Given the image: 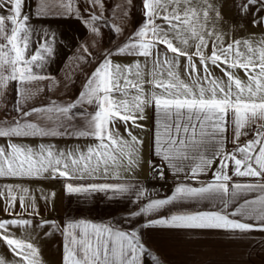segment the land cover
<instances>
[{
    "label": "snow or ice",
    "instance_id": "6c2138e0",
    "mask_svg": "<svg viewBox=\"0 0 264 264\" xmlns=\"http://www.w3.org/2000/svg\"><path fill=\"white\" fill-rule=\"evenodd\" d=\"M232 6L241 19L264 28V0H233ZM222 9V0H0V101H7L0 102V139L6 140L0 144V178L62 179L64 191L82 201L131 193L135 199L127 203L139 207L126 219L143 218L132 229L85 217L64 224L37 219L32 190L3 184L8 218L0 219V244L10 258L0 253V264H42L33 235L40 230L63 237L61 264H162L146 247L144 228L217 231L236 240L264 233V34L257 39L237 38L235 28L224 32ZM54 19H75L85 29L60 79L48 66L66 45L51 25L40 23ZM118 56L133 59L114 63ZM79 76L84 79L73 97ZM60 89L52 99L50 93ZM41 95L46 99L39 104L28 103ZM149 109L150 178L166 183L167 169L174 179L163 198H150L139 181L119 182L121 169L131 172L142 162L143 139L132 129L145 131ZM21 137L93 143L32 148L14 142ZM54 197L41 189L46 208ZM192 201H208L207 210L184 203ZM168 206L176 210L160 215ZM12 228L31 231L18 238ZM257 243L264 245V238Z\"/></svg>",
    "mask_w": 264,
    "mask_h": 264
},
{
    "label": "crops",
    "instance_id": "0c3cea01",
    "mask_svg": "<svg viewBox=\"0 0 264 264\" xmlns=\"http://www.w3.org/2000/svg\"><path fill=\"white\" fill-rule=\"evenodd\" d=\"M137 4L139 0H136ZM223 2V16L226 23L223 25L222 30L224 32H230L235 28L234 35L237 38L247 37L249 34H255L257 39L264 34V28L254 27L247 20L241 19L236 14V9L232 6L233 0H222ZM35 3L31 4V7L35 8ZM27 11V7H26ZM134 11V20L139 21L140 15L136 10ZM41 24L47 26L51 25L52 30L58 32L60 38L64 41L66 47L61 51L59 58L55 63L48 66V72L57 77L58 79L64 77L67 64L70 62L69 57L72 55V51L75 50L77 42L83 40L85 35V29L79 21L75 19H54L43 20ZM232 34V33H230ZM110 34L106 33L105 47H107V40ZM71 41V43H69ZM133 57L118 56L114 59V63L129 64ZM183 63L181 60L180 71L183 72ZM214 74L220 77L222 74L219 69L214 70ZM241 78L244 77V73L239 72ZM84 77L79 76L76 84L71 88V95L74 97L78 94L81 83ZM43 86V85H39ZM63 89L60 92L51 94L52 99H56L60 96ZM14 95V94H13ZM68 96L65 95L64 99ZM46 97L43 95L36 99L30 100L28 103L39 104ZM7 104V101H0ZM11 108V105L8 104ZM2 115V113H0ZM15 113H10V116H14ZM148 120L144 121L145 131L139 129H132L133 134L143 139L142 147V162L140 166L135 168L131 172L120 170L119 176L122 178L119 182H125L128 180L135 184L136 181L140 182V186L149 190L150 198H163L166 195H170L174 185V179L168 170L165 169V174L168 179L167 182L153 181L151 177V169L149 162L154 159L153 157V113L152 110H148ZM119 132L126 136L125 128L119 126ZM5 139H0V144H4ZM16 143H22L32 148H37L41 143L52 144L57 150H66L73 147H83L85 145L92 144L93 141L88 138L69 139L68 137H27V138H15ZM159 163V161H156ZM210 176V174H209ZM243 180L244 178H237ZM7 183H13L17 185H23L24 187L32 190V195L36 196L37 206L39 208V217L49 221H56L64 224L67 218L71 217H85L91 219L96 223H111L119 222V226L124 229L139 228L143 223V218H133L131 221L127 220L129 210L137 211L139 204L133 205L127 203V200H134L135 197L129 193L109 200L105 198L103 194H98L86 201L78 200L76 196H69L64 191V181L55 179H3L0 178V186ZM195 185V182H193ZM41 189L44 194L54 192L55 197L45 207V201L41 198ZM19 195V193H17ZM248 198H253L252 194H247ZM258 195V193H257ZM187 205H196V202H184ZM208 201H202L197 207L207 210L206 205ZM5 202L0 199V219L8 218L4 213L3 208ZM176 210L172 206H168L166 209L160 211V215H166L168 209ZM15 212H21L19 203H17ZM27 215L26 213L24 214ZM157 215V214H152ZM15 236L18 238H26L27 232L30 229H11ZM44 230H40L39 233H33L36 236L35 243L40 249V258L42 264H61V257L63 252V237L59 234H53L50 236H44ZM141 236L146 243V247L154 250L155 254L159 256L162 264H264V245L257 243L264 238V233L253 232L251 236L252 240H236L230 235L217 231H203V230H187V229H170L164 227H152L144 228L141 231ZM251 252V255H249ZM0 253L5 256H9L8 249L0 244Z\"/></svg>",
    "mask_w": 264,
    "mask_h": 264
}]
</instances>
